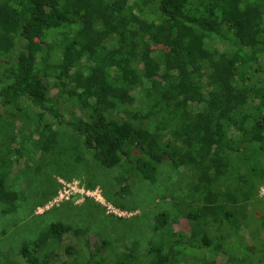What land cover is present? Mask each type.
<instances>
[{
  "label": "trees",
  "instance_id": "trees-1",
  "mask_svg": "<svg viewBox=\"0 0 264 264\" xmlns=\"http://www.w3.org/2000/svg\"><path fill=\"white\" fill-rule=\"evenodd\" d=\"M76 1L0 0V212L17 215L19 233L0 245V264H211L208 249L181 250L187 233L232 257L233 218L264 197V59L238 60L264 56V0ZM99 87L121 104L101 101ZM135 178L160 190L128 210L146 217L145 241L92 233L99 215L125 217L90 196L36 213L59 179L126 210L119 198Z\"/></svg>",
  "mask_w": 264,
  "mask_h": 264
},
{
  "label": "rangeland",
  "instance_id": "rangeland-1",
  "mask_svg": "<svg viewBox=\"0 0 264 264\" xmlns=\"http://www.w3.org/2000/svg\"><path fill=\"white\" fill-rule=\"evenodd\" d=\"M77 3H81L82 5L83 4H86V2L84 0H77L76 1ZM213 3V0L211 1ZM144 4V3H143ZM201 5V4H200ZM199 5V6H200ZM210 5L211 3H207L206 6H204V10L206 11V15H207V18H211L210 17ZM143 6V5H141ZM259 14L263 17L264 19V9L260 10L259 9ZM250 17V16H249ZM253 17V16H251ZM213 24H209L207 27V32L210 33V30L213 28ZM155 47H161V48H165V46H163L162 44L161 45H156ZM154 47V48H155ZM264 59V56L262 57V55H260V53H258V55L256 53H252V54H244L243 56H241L240 58H238L239 60V63L244 65V66H251L253 67V69H255L258 65L260 66L262 64V60ZM150 65V64H149ZM147 65V66H149ZM258 66V67H259ZM149 68H153V65L151 64ZM97 84V82H96ZM94 87H97V85H95ZM93 87V88H94ZM100 88V91H99V94L97 95L98 97H100L101 101L107 99V101H114V103H116L118 106V104H121V97L122 96H119L118 98L115 97V95L113 96V92H104V88L102 87H99ZM103 92V93H102ZM104 95L106 94L105 98L101 95ZM93 98H91L92 100ZM103 103V102H102ZM0 111H2L0 109ZM116 112V111H114ZM233 131L230 132V134H232ZM210 134H206V137L209 138ZM261 136H264V135H261ZM264 140V139H263ZM244 154L243 156H248L249 155V150L248 148H244ZM13 170V168H12ZM80 185V184H79ZM81 186V185H80ZM100 190V188H99ZM160 190L156 188V191H152L150 190V186L139 180V179H134V182L133 184H131L130 180H129V187H128V190L126 191V193H128L129 195L126 196L125 194L123 196H126L125 198H119V201L124 205V208L126 210H121L117 207H115L117 210L119 211H122V212H125L127 213L128 215H124L123 217H125L124 219H120V220H117L116 218L112 217L111 216H102V215H99V219L100 220H103V222L99 223L98 221H93V223L91 224V227H90V231L92 233H100L101 235L105 236V237H110V238H115L116 240H120L122 239V235L124 234L126 236V238H130L131 240H134L135 238H139L143 241L146 240V217L143 216L141 217V210H136V211H128V210H131L133 208H135V206L137 204H142L143 206L146 204L147 200H150L155 193V195L157 194L156 192H159ZM100 194H101V190H100ZM264 194V188L261 189L260 191V195H263ZM97 195V194H96ZM71 198H74V202L75 203H80L82 202L83 198L78 195V194H72L70 196V199ZM65 200V199H64ZM63 200V201H64ZM62 202V201H61ZM100 202V201H98ZM101 203V202H100ZM262 204H259V209L247 214V217L245 216H237L235 218H233V220L237 221L239 223V227L238 226H235V231L234 232V235H235V238H238L240 241L236 240L237 244L239 245H236V244H232V245H226V246H229L230 248H233V251H232V254L231 256L232 257H227V256H223V255H219V254H214V253H211L212 250H214V247L213 245L210 244L209 240L207 237H199V238H194V237H191L190 233H187L188 234V240L185 241V238H184V242L187 244V246H189V249H187V246L183 245V246H179L181 248V250H187L188 253L187 254H199L201 255L202 257H205L207 255V250L209 251V254L210 256H213V260H211V264H249V263H245L243 262L242 260V255L240 254H247L249 255V258H252V255L253 257L255 258V260H259L260 258H262L264 260V219H263V215H264V197H263V200L261 201ZM103 204V203H102ZM104 205V204H103ZM105 208H106V211L107 212H110L109 209L106 207V205H104ZM48 209V208H47ZM88 208H82V207H77L76 210H74V213L76 214V216H80V213L82 216H85L86 213H88L86 210ZM261 209V210H260ZM45 209H39L37 208L36 209V213H42L43 211H45ZM59 212L61 213V215L66 219H69L71 218V213L69 211H66V209L64 210H59ZM140 215V216H139ZM56 216V212H51L49 214H47L45 217L46 220H51L53 219V217ZM137 216V217H135ZM191 218L193 216H190ZM221 216H218V218H220ZM131 218V219H130ZM98 219V217H97ZM14 220H17V215L16 214H10V215H1V212H0V230L2 228H7V234H6V237H9L11 240L10 242H6V241H2L4 240L3 236L0 237L1 241H0V245L2 246H6L7 247H10L11 245L15 244H18L19 242V233H18V229L15 228L12 232V229L13 228V225H12V222ZM83 221V219H79L77 222L78 224H81ZM249 221L251 222L249 225ZM188 221L185 217L181 218L180 219V222L179 224L182 226V227H186L188 226ZM76 222H75V228H79L81 227L80 225H78ZM112 225H117L119 226L118 228H121V233H117V230H111ZM238 225V224H237ZM174 228V226H173ZM254 229V231H257L259 232V236H257V238L253 239L250 238L251 236H249V234L251 235V232L250 230ZM168 229H171V225L168 226ZM175 229V228H174ZM248 229H249V232H248ZM172 232V231H171ZM228 232L227 228L225 229V233ZM12 233V235H10ZM241 238V239H240ZM232 239V238H230ZM245 242H243L242 241ZM204 245L206 246V248H200V245ZM126 263H130L129 260L126 261Z\"/></svg>",
  "mask_w": 264,
  "mask_h": 264
},
{
  "label": "built area",
  "instance_id": "built-area-1",
  "mask_svg": "<svg viewBox=\"0 0 264 264\" xmlns=\"http://www.w3.org/2000/svg\"><path fill=\"white\" fill-rule=\"evenodd\" d=\"M59 181L62 184V187L59 189L57 195L51 201H49L46 205H44L42 207H38L39 209H45V208L47 209L54 204H59L64 199L69 200L70 196L72 194H78L82 198H84L85 196H90V197L94 198L95 200L100 201L101 203L106 205V207L109 209V211L111 209L110 212H114L117 215H121V216L128 215L125 212L117 210L116 208H114L110 204H107L104 201V199L102 198V196L100 194V190L98 187L95 189H92V190H86L85 188H83V186L79 185L80 183L77 180L67 182V181H64L62 179H59Z\"/></svg>",
  "mask_w": 264,
  "mask_h": 264
}]
</instances>
